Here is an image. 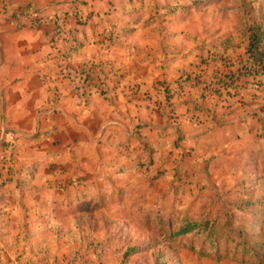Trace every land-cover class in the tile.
I'll return each mask as SVG.
<instances>
[{
	"label": "rangeland",
	"instance_id": "374dc122",
	"mask_svg": "<svg viewBox=\"0 0 264 264\" xmlns=\"http://www.w3.org/2000/svg\"><path fill=\"white\" fill-rule=\"evenodd\" d=\"M77 1H69L74 5L68 11L59 8L53 17L82 15V9L75 6ZM108 1L118 6L110 15H133L132 23L123 19L121 24L134 33L126 46L116 48L110 35L106 40H97L95 54L102 57L94 61L93 82L100 84L102 90L108 85L123 88L130 92L129 103L132 99L135 102L131 94L135 89L128 80L133 78L137 63L141 68L135 72L140 73L138 80L145 86L138 99L140 110L144 116L158 113L162 122L172 116L173 106L160 99L157 85L164 89L165 84L188 76L184 79L192 83L188 91L198 89L204 106L224 125L201 134L181 125L179 131L170 135L151 137L155 140L154 165L137 167L135 173L121 172L123 177L118 178V167L107 170V125L102 124L98 131L101 142L91 147V163L86 169L80 168L84 175L76 180L72 176L66 185H61L65 191L77 193L78 200H71L69 205L77 208L74 220L80 225L84 240L79 241L82 247L71 253L69 247L59 248L62 258L69 255L68 260L59 263L256 264L243 253L238 257L227 255L225 248L220 258L182 248L184 240L201 246L194 238L171 243L168 228L160 224L169 226L186 216L216 221L218 226L234 219L236 228L257 237L252 244L264 264V139L258 129L259 116H264V78L243 77L238 83H232L230 78L246 65L253 28L260 27L264 34V0ZM95 8L105 10L104 5ZM66 20L63 36L70 40ZM223 48L228 52L225 59L220 56ZM113 52L120 65L109 59ZM169 140L172 151L161 147ZM129 145L122 144L125 157L135 153V145ZM70 170L73 169L63 168L58 173ZM13 173L19 176L22 169ZM238 192L244 196L242 199L233 197ZM242 200L257 201L260 205L246 208L241 205ZM240 206L243 209L237 208ZM107 241L114 247L104 248L102 244ZM131 248L137 252L128 260H123L122 252H115ZM82 249L84 255H80ZM88 251H94L95 256L87 257ZM206 252L216 251L207 246ZM43 253L44 260L55 263L48 251Z\"/></svg>",
	"mask_w": 264,
	"mask_h": 264
},
{
	"label": "crops",
	"instance_id": "0c3cea01",
	"mask_svg": "<svg viewBox=\"0 0 264 264\" xmlns=\"http://www.w3.org/2000/svg\"><path fill=\"white\" fill-rule=\"evenodd\" d=\"M69 1L0 0V160L8 161L5 165L0 161L3 173L0 181L5 179L4 166L22 169V174L14 180L24 179L28 167L37 166L21 202L17 201V195L20 196L17 192L0 195V264H52V260H44L46 251L53 257L54 264H60L68 260L69 255L62 258L59 248L69 247L71 253L82 247L80 240L57 232L53 226L65 220L72 208L71 200H78L75 191H65L61 185H66L72 176L76 180L84 175L81 169L91 163V147L101 142L98 131L102 124L107 125V170L118 167V178L123 177L121 172L138 170V143L130 142L135 145V153L130 157L124 156L125 147L120 145L128 138L146 137L155 145L151 137L170 135L179 131L181 125L198 134L211 131L205 125L214 115L199 98L198 89L188 91L192 83L185 81V76L163 84L168 93L157 85L160 99L166 103L168 96L173 106L172 116L165 118L167 121L160 122L158 113L144 116L138 99L145 86L138 80L140 73L135 72L141 68L137 63L133 78L128 80L135 89L131 92L135 102L132 99L129 103V91L115 88L107 98L90 95L89 104L85 105L74 86L78 81L76 71L89 70L90 65L102 57L95 54L97 40H106L107 35L109 39L119 36L122 41L116 42L114 48L126 46L134 32L124 28L121 22L127 19L132 23L133 16L110 15L118 6L107 0H78L75 6L80 7L83 14L67 16L70 40L58 41L55 47L51 42L52 24L48 21L59 8L68 11L74 5ZM97 5H104L105 10H96ZM37 20L45 23L36 26ZM78 43L81 47L72 53L70 61L58 57L69 50V45ZM109 59L114 65L119 64L116 52L109 53ZM219 125L217 129L224 124ZM166 146L172 151L170 140L161 144L162 149ZM108 159L115 161L110 163ZM63 168L73 170L58 173ZM75 168L78 172H74ZM80 255H84L83 249ZM91 255L95 256V252L88 251L86 256Z\"/></svg>",
	"mask_w": 264,
	"mask_h": 264
},
{
	"label": "trees",
	"instance_id": "16d2710c",
	"mask_svg": "<svg viewBox=\"0 0 264 264\" xmlns=\"http://www.w3.org/2000/svg\"><path fill=\"white\" fill-rule=\"evenodd\" d=\"M28 11H32L31 9H28ZM33 13V12H31ZM76 17H81L82 15H79L77 13H74ZM67 14L64 16H56L49 19V23L52 24V31L54 32V35L52 37L51 42L55 43V47L58 44V41H68V39L63 38V31L65 30V20L67 19ZM133 16V15H128ZM45 23L43 20H37L36 26H40ZM67 23V21H66ZM71 30H69L70 32ZM261 28L260 27H254L251 36H250V44L248 47V53L249 57L245 62V67H240L238 69L237 74L235 77H230L233 79V82L238 83V81L243 78H250V77H263L264 78V34H261ZM74 41V38H73ZM116 42L122 41L119 36L115 38ZM57 43V44H56ZM54 47V46H53ZM81 47V44L78 43L77 46L75 44L69 45V50L58 57H60L62 60L70 61L72 58V53L75 52L77 49ZM221 58L225 59L228 56V52L226 51V48H223L221 53ZM91 64L89 70H83V71H76V79L77 85L75 88L80 92V96L82 97L84 104H89V97L90 95L99 94L103 97H107L111 93V89L115 88L117 86H111L108 85L106 90H102V87L100 84H97V82H93V69L95 68ZM102 70V69H101ZM188 79V76L187 78ZM75 81V80H74ZM113 82V81H111ZM227 86H233L232 84H226ZM164 90L166 93H168V88L164 87ZM110 92V93H109ZM167 102L169 103V97L167 96ZM199 121V119H196ZM202 122V121H200ZM259 132L264 139V116H259ZM218 117H209L208 122L205 125V128L208 129H217L219 127ZM136 141L138 143V150L139 155L137 156V167H151L155 163V147L153 143L146 137L142 136H135L132 138H128L127 141L124 143V145L130 146V142ZM123 144V143H122ZM120 144V145H122ZM2 163L5 165L6 162L4 159H1ZM6 169L5 179L0 181V195L6 193V192H17L20 194V196L17 195V201L21 202L23 199V196L27 193L29 189L30 182L33 180L35 173L37 171V166L31 165L27 169V174L24 179H16L14 180V168L12 166H4ZM2 172L0 170V176H2ZM235 199H242L241 197H244L240 192L233 195ZM244 204L246 208H253V207H259V202L257 201H251V200H242L241 205ZM238 209H243L242 206L237 207ZM77 208H71L68 214L65 216V220L58 224L54 225L53 229H55L57 232H64L65 234H71L79 240L83 241L84 236L82 235V230L80 225L76 223L74 220V212H76ZM233 219V218H231ZM234 219L231 220L228 223H225L224 225L218 226V223L216 221H209L208 219H200V220H193L189 217L182 216L179 217L177 220L172 221V223L169 226H165L163 223L160 224V226L168 228L169 230V241L171 243H177L178 241H181L182 239L187 238H194L195 241L201 242V246L199 244L195 243H189L188 241H182V248L184 249H190L197 251L200 255H210V256H216L217 258H220L223 255L222 249L225 248V253L227 255L233 254L234 257H238L239 254L243 253L244 256L252 257L256 264H262V260L260 259L259 254H257L256 250L257 247L252 244V242L257 238L254 235H251L247 232H245L243 229H239L235 227ZM114 247V244L111 243V241L104 242L102 246L104 248ZM209 246L211 249H213L216 252H206V247ZM122 249V248H121ZM115 250V252H122L123 253V260H128L129 257L134 255L137 250L135 248H131L128 250ZM127 262V261H126Z\"/></svg>",
	"mask_w": 264,
	"mask_h": 264
}]
</instances>
